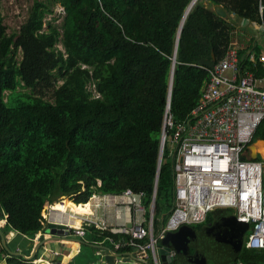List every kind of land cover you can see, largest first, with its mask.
Instances as JSON below:
<instances>
[{
	"label": "trees",
	"instance_id": "trees-1",
	"mask_svg": "<svg viewBox=\"0 0 264 264\" xmlns=\"http://www.w3.org/2000/svg\"><path fill=\"white\" fill-rule=\"evenodd\" d=\"M206 1L207 5L196 1L177 39L191 0H32L26 20L10 35L0 0L4 231L33 239L42 230L43 209L61 197L69 198L73 203L66 204L78 211L77 204H85L92 194L130 189L143 194L148 208L157 177L153 230L158 234L173 208L171 161L163 162L157 174V160L175 46L170 112L175 121H181L196 106L208 82L207 69L229 46L234 30L231 15L264 24V0ZM56 3L68 22L67 58L56 46V29L43 28L46 14L52 13ZM215 5L224 10L225 18L215 14ZM258 140L264 141V119L251 144ZM220 213L236 220L234 212L214 210L204 223L214 222V215ZM248 229L237 257L222 264H264V250L244 245ZM86 230L94 242L122 237L92 226ZM131 251L117 250L120 254ZM5 252L2 248L0 257ZM36 258L26 261L10 256L5 261L33 264Z\"/></svg>",
	"mask_w": 264,
	"mask_h": 264
},
{
	"label": "built area",
	"instance_id": "built-area-1",
	"mask_svg": "<svg viewBox=\"0 0 264 264\" xmlns=\"http://www.w3.org/2000/svg\"><path fill=\"white\" fill-rule=\"evenodd\" d=\"M262 10L259 2V14ZM252 25L262 32L264 46V24ZM235 34L231 33L223 57L207 69L208 82L183 120H174L170 98L167 100L157 174L167 156L173 172V208L157 236L153 234L156 183L148 208L143 204V194L130 189L118 194L95 193L88 199L92 213L75 214L70 207L65 212L55 210L52 204L42 211V225L63 226L80 237L86 226L119 234L122 237L117 241L110 240L115 249L132 248L137 264H160L158 241L166 233L201 224L214 210H232L237 222L249 226L245 247L264 250V162L252 159L249 149L264 119V51L258 53L255 46H248L240 55L244 48ZM68 199L61 197L57 202L63 204ZM104 208L112 209L114 221L120 219L121 210L127 212L129 227L114 225L110 216L104 217ZM75 218L79 227L73 224ZM165 258L172 263L174 253H166Z\"/></svg>",
	"mask_w": 264,
	"mask_h": 264
},
{
	"label": "crops",
	"instance_id": "crops-1",
	"mask_svg": "<svg viewBox=\"0 0 264 264\" xmlns=\"http://www.w3.org/2000/svg\"><path fill=\"white\" fill-rule=\"evenodd\" d=\"M239 20L242 21L241 25L246 26L250 24L245 20H242V19H239ZM234 21H237V20L234 19ZM252 26L253 25L251 24V27ZM253 29L255 30V27ZM250 45H251L250 48L254 46L257 47V48L255 47L254 48L256 49V52L258 53L264 51L263 44L258 46L256 45L254 41L253 42L251 41V43L248 46ZM245 50L246 48L242 49L241 51L245 53L246 52ZM258 141H261V140H258ZM255 143H252V144L255 145ZM254 152L256 153V159L264 162V158L261 156V154L255 151V149H254ZM258 156H260L261 159H258ZM250 157H251V154H250ZM85 204H77V205H85ZM102 210H104V214H105L104 217L110 216V220L111 221L113 220L112 221L113 224L116 225L117 227L123 224H126V225L128 224L127 222H128L129 214L125 212L124 210L120 211V219L115 220V221L113 219L114 213L111 208H104ZM90 212H91V209H89L88 213ZM6 218L7 216L2 214V217L0 219V226H1L0 227V232H1L0 250L4 248L6 251L5 254L4 253L1 254L0 264H7L5 259L10 256L20 257L26 261H29L36 256L37 258L32 262L33 264H109L105 258L106 256L110 254H111L110 256L114 257V261L112 264H137L135 257L133 255L134 253L133 249L129 253L125 252L123 254H120L117 252V250L121 248H125V247L115 249L114 244L112 243V241H110L111 238L103 239L101 242H94V239L91 238L92 235L90 236V234L86 233L87 226L85 227V234L82 237H80V236L75 235L74 232L71 230L66 231L67 233H64V234L53 233L51 231L52 229L49 228L48 226L49 224L46 226L42 225V230L39 231L33 239H30L26 236L18 234L15 231H11V230L4 231V227L7 223ZM153 219H154V216H153ZM163 226L161 227V229L163 228ZM190 228L195 230L194 227H190ZM160 231L158 232V234L160 233ZM176 231H173V232H176ZM173 232H168V233H173ZM70 233H73V234H70ZM153 234H154V230H153ZM158 234H154V235L157 236ZM107 240L109 241L110 244L106 243ZM80 252H82L84 256H80L79 255ZM157 253H158L157 254L158 261L160 262V264H162L158 250H157ZM118 256L121 259H117ZM148 262L152 264L151 261H148ZM172 264H177L176 259H174Z\"/></svg>",
	"mask_w": 264,
	"mask_h": 264
},
{
	"label": "rangeland",
	"instance_id": "rangeland-1",
	"mask_svg": "<svg viewBox=\"0 0 264 264\" xmlns=\"http://www.w3.org/2000/svg\"><path fill=\"white\" fill-rule=\"evenodd\" d=\"M202 3L203 5L208 4L206 0H202ZM31 5H32V0H1V13L3 15V22L7 28L6 32L8 35L15 34L18 32L20 26L24 23V21L28 16V11ZM51 10L52 13L46 14L44 18L45 23L43 25V28L45 30L49 27L56 29V31L58 32V43L56 46L59 50H61L64 53V56L67 58L69 54L67 52L68 47L65 46L66 30L68 28L66 13L58 3L52 5ZM235 17H236L235 15H232L231 22L234 26L233 31L236 32L235 37L242 48L243 47L246 48L251 43L252 38L254 39L256 45L260 46L261 44H263V36L260 30L257 29L254 30L253 29L254 27L252 26L253 27L252 28L251 24H248L246 26L241 25L242 21ZM234 19L237 21H234ZM20 59H21V54L18 53L17 60L19 61ZM59 83L61 82L59 81ZM87 87L89 90L93 89L92 85L90 86L88 85ZM262 142L264 145V141ZM258 159H261L260 156H258ZM164 160L168 161L169 159L167 158V156H165ZM65 198L68 199L67 197ZM67 201L70 200L68 199ZM67 203L69 204V202ZM57 204L58 202H56V204L53 205H57ZM227 212L232 213L233 211L227 210ZM225 222L226 219L223 221L221 220L217 221V224L215 223L206 224L203 222L201 224H192V225H184V226L194 227L195 229L199 230V233L201 234V238H199L200 241L198 242V248L201 249V251H203L207 256H209L212 255V253L217 254V248L213 247L216 245V243L226 238L228 239V237L230 236V231H228V228L231 226V222H228L227 224H225ZM74 226L79 227L80 222L74 224ZM246 237L247 235L245 236L244 241ZM208 264H214L212 259L209 258Z\"/></svg>",
	"mask_w": 264,
	"mask_h": 264
},
{
	"label": "water",
	"instance_id": "water-1",
	"mask_svg": "<svg viewBox=\"0 0 264 264\" xmlns=\"http://www.w3.org/2000/svg\"><path fill=\"white\" fill-rule=\"evenodd\" d=\"M190 4L191 2L186 8L184 15L182 17V20L180 22V26H179L178 33H177V39L181 32V28L184 23V20L187 14L189 13V11L191 10V9L189 10ZM213 11L220 18L226 17V13L218 5L213 6ZM176 45H177V42H176ZM175 55H176V46H175L174 55H173V65H172V70H171V75H170L168 98H170V92H171L172 81H173V68H174ZM212 59L214 58L212 57ZM249 149L251 151V158L256 159V153L254 152V144H250ZM155 183L157 184V177H156ZM2 214L3 212L0 211V219L2 217ZM228 222H231V226L228 228V231H230V236L228 237V239L226 238L216 243L215 246H213L217 248V254L212 253V255L207 256L203 251H201V249H197L199 252L197 251L191 257V260H193L197 264H207L205 261V258L209 257L210 259L213 260L214 264H222L223 262H226L229 260L232 261L237 257V255L240 252L241 246H242V235L247 230L248 226L247 224L239 223L236 220L234 221L232 217L227 218L225 224H227ZM48 226L49 228L52 229L51 231L53 233H57V234L67 233L63 226H59L55 224H49ZM128 227H129V224H128ZM197 237L198 236L196 235V232L188 226H182L176 232L165 234V236L161 239V242L158 246V252H159L160 260L162 261V264H172L171 262L168 263L166 261V258H165L166 251L162 248L166 244H168L169 240H173L172 241L173 244L182 242L181 245L183 246V250L186 252L189 246H192L196 243ZM176 248L177 247L173 249H176ZM110 255L106 256L105 259L109 264H112L114 261V257ZM117 259H121V258L118 256ZM176 263L180 264L178 260H176Z\"/></svg>",
	"mask_w": 264,
	"mask_h": 264
},
{
	"label": "flooded vegetation",
	"instance_id": "flooded-vegetation-1",
	"mask_svg": "<svg viewBox=\"0 0 264 264\" xmlns=\"http://www.w3.org/2000/svg\"><path fill=\"white\" fill-rule=\"evenodd\" d=\"M231 214H227V213H220V214H216L213 217V221L214 222H207L206 224H210V223H215L217 224V221L221 220L223 221V219H227L230 217ZM196 232L197 237V241L194 245L189 246L187 251L185 252L183 250V246L181 245L182 242H179L177 244H173V240H169L168 244H166L164 247H162L166 253L168 252H173L175 259L178 260V262L180 264H197L195 263L193 260H191V257L198 251V242L200 241V233L198 229L194 230ZM177 247L176 249H173ZM199 252V251H198ZM208 260L209 258H205L206 263L208 264ZM213 261V260H212Z\"/></svg>",
	"mask_w": 264,
	"mask_h": 264
},
{
	"label": "bare ground",
	"instance_id": "bare-ground-1",
	"mask_svg": "<svg viewBox=\"0 0 264 264\" xmlns=\"http://www.w3.org/2000/svg\"><path fill=\"white\" fill-rule=\"evenodd\" d=\"M197 0H192L190 4L189 10L193 7V5L196 3ZM255 151L259 152L261 156L264 158V145L261 141H257L254 145ZM67 201V200H65ZM65 201L62 203H58L57 205H53L55 210H62L65 212L67 207H70L68 204L65 203ZM69 202V201H67ZM87 204L85 205H79V210L78 211H73L71 208V211L74 212L75 214H88L89 209H90V203L86 202ZM56 204V203H55ZM79 219L75 218L73 224L79 223Z\"/></svg>",
	"mask_w": 264,
	"mask_h": 264
}]
</instances>
